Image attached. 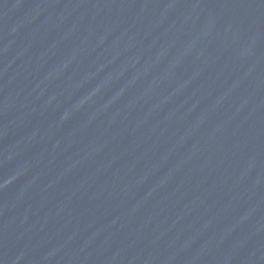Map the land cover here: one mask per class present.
I'll return each mask as SVG.
<instances>
[{
    "label": "water",
    "instance_id": "water-1",
    "mask_svg": "<svg viewBox=\"0 0 264 264\" xmlns=\"http://www.w3.org/2000/svg\"><path fill=\"white\" fill-rule=\"evenodd\" d=\"M0 264H264V0H0Z\"/></svg>",
    "mask_w": 264,
    "mask_h": 264
}]
</instances>
